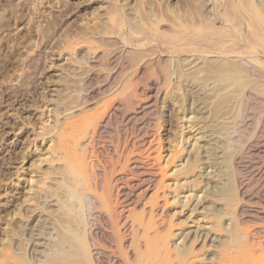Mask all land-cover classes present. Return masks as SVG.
I'll use <instances>...</instances> for the list:
<instances>
[{
  "label": "rangeland",
  "instance_id": "rangeland-1",
  "mask_svg": "<svg viewBox=\"0 0 264 264\" xmlns=\"http://www.w3.org/2000/svg\"><path fill=\"white\" fill-rule=\"evenodd\" d=\"M157 2H160V0H126L128 5L125 3V0H122V2L121 0H89V2L84 0H0V228L5 226L3 221L5 220L6 211L13 209V205L20 201L18 198L22 196L33 197L22 204L16 216L13 215L10 218L8 217L9 219L6 218L9 226L4 232L8 234V237L5 238L2 234L0 235V249L8 250V252L11 250L10 252L12 253H10L7 258L8 262L2 264H11L10 262L14 264L16 260L22 261L21 264H77L76 260L79 258L82 259V255H77L78 253L75 251L73 252L75 247L73 246V238L71 237L72 232L70 234L69 229L67 232V229H64L62 226L60 227L58 222L57 217L64 216V213H66L64 210H67V204H70V201L65 199L66 195L64 197V194H66L65 192L69 186V182L72 180L68 178L70 174H68L66 169L67 159H65L66 156L63 150L60 148L55 149L60 141L59 132L57 134L53 131V133H49L51 132V130L49 131V127L50 125L53 127L56 124L60 126L69 116L73 117L74 114H78L79 111L68 114L70 110H67V108L76 103H80L82 101V95H85V93L91 90L90 85H86L85 82V72L89 69V63L86 61L88 45L85 44V41H81V38L85 39V25H93V22L90 20L96 19L95 17L93 19H89L88 17V19L85 18L88 16V13L85 12L94 7L101 6L97 11H99V13H104L106 11V6L110 4L113 5L114 3L118 8L123 7L120 9V13L126 22L124 35H127L129 40H133V38L136 39L137 36L139 38L143 35L130 31L129 26L133 25L132 27H138L139 23V26L141 25L143 17L148 18L151 17V15L153 17L157 9ZM254 2L259 5L264 15V0H254ZM206 3L209 10L214 9L212 15L216 17L214 21L215 25L217 27L225 26L226 23L224 20L219 18V16L225 12V1L207 0ZM87 7L90 8L87 9ZM136 10L138 11L135 12ZM152 10L155 11L153 12ZM123 12L125 15L122 14ZM147 12L148 14H146ZM137 13H139L141 17ZM104 16L105 15H102V22L106 21ZM96 22L100 25L102 24L101 21H95V23ZM235 22L240 26V32H236L237 34L234 32V35L229 37L230 42L228 41L225 44V46L228 45V48L225 46H221L222 48L220 46L211 48L214 51L223 50L224 47L225 49L231 50L230 48L237 44L238 48L233 47L231 55L227 56H223L219 53H214V55L213 53L205 52L206 49H210V46H207V48L204 46L201 50L191 53L184 50V48L187 47L185 44L180 45L177 51L172 53L166 48L170 46L169 40L167 39L166 41V36L168 34L166 33L167 35H164L165 33L163 34V32L166 31L162 32L159 30L166 38H160L161 34H157V41H152V44H156L157 42L158 48L160 47L159 50H161V47L164 50L167 66L171 74L164 82H157L158 84L155 81L154 75L145 77V79L135 80L134 83H131L130 89H128V91L136 90L135 98L139 103L138 105H144L150 101L146 108L140 110V108L137 107L138 105H136L134 109L130 110L133 115L132 119L128 121L126 118L122 117L120 113L115 115L111 114L108 122L109 124H104L105 126L98 128L94 138V141L97 139V142L95 141L94 143L93 141V143L91 142L92 144L86 142L85 137H83L79 131L70 130L67 132L65 137L67 138V145L71 147L75 146L76 148L83 147V149L86 145L88 146L87 152L88 156L90 155L89 159H87L90 164L88 168L90 166L95 173V178L93 180L95 184L94 182L93 184H97V189L99 188L98 186H100L98 184H100L103 169L111 173L113 166H116L117 173H125L127 175L124 180L118 183L113 182V198L115 200L113 206L115 212L112 220L106 219L107 215L99 217L95 212V210H102L101 208L99 209V207L91 210L94 212L92 216L90 215L91 217L89 215L87 216V211H89L88 208L85 210V219L88 220V227L91 229L90 240L92 239L91 241L94 243L91 247L92 251H90L91 258L95 262L94 264H155L157 258L147 250L145 245L148 244L149 240H161L162 236H156V232L162 230V233L165 234L167 229L164 230L163 228H168V224L171 220L174 227L172 230L170 229L173 234L169 237V241L172 247H174L175 244L180 246L183 244L180 243L182 242V237H179L180 231H188V238L190 236L192 238L196 232L204 231L206 229L205 227L209 225L200 213L190 211L195 203L197 205H195V207H198L199 211L202 209V212H204V210L209 213L212 212L210 213L211 215L208 213L209 216L207 217V220L211 222L213 221L212 215L216 216L217 213L218 215L220 213H225L230 207L229 205L226 207V199L229 201L231 198L241 196V190L235 178V170L237 171L240 169V180L249 185L251 191L257 192L256 195L264 196V151L261 149V141L264 139V35L259 37L253 32L249 33L250 29L244 17L236 16ZM199 34L195 35L197 40H202L201 37H211L204 32ZM188 35L187 38L194 36L192 34ZM218 35L224 37L221 33L217 34V36ZM130 36L133 38L131 39ZM217 36L214 35V37L220 38ZM234 36H236L235 38L237 40ZM158 38L160 39L158 40ZM230 38H233V43H236L232 44ZM99 39H101V46L98 50L101 48L100 51L103 53L101 65L104 66V64H106L105 62L108 60V55L111 51L116 49L118 56L117 62L108 60L107 64L104 66L106 69L102 66L103 71L106 73L108 70L112 69L111 71L115 70V74H121L123 78L126 76V78H128L130 74L129 70L133 72L132 66L130 67L132 64H130L129 60L130 57L133 58L134 52H138L137 44L132 41L130 44L135 45L131 46L127 44L126 46H122L120 43H116L114 41L116 38L110 35H99ZM173 39L176 40V38ZM186 39L179 42L185 43L183 41H186ZM105 41H107L105 43L107 44L106 46L102 44ZM202 41L201 43L203 45L205 40ZM93 42L96 43V40ZM159 42L163 43V46ZM108 43H110V45ZM102 45L106 54L109 51L107 55H104ZM113 45L115 46L114 48ZM104 46L106 48H104ZM235 49L247 50V52L256 50V56L262 61V64H256L254 61L248 60L246 56H244L245 58L243 57V59L240 58L242 59L240 60L236 56L238 54L234 53V51H236ZM59 51L61 52L59 53ZM125 56L128 59H126ZM130 61L132 62V59ZM233 64H238V66L240 64V69L231 71ZM212 65L215 68H213ZM209 66H211V68ZM217 68L219 70L218 72ZM212 69H214L217 74L212 73L214 72ZM123 71L124 73H122ZM126 71L128 75H125ZM73 72H75V74ZM231 75L234 76L232 77ZM248 75L250 77L246 79ZM252 76L255 79L252 78ZM242 79L244 80L242 81ZM248 80L251 82L250 84ZM102 81L104 83L101 82V84L106 92L101 93L94 87L92 93L97 96V104L94 105V107L90 106V108L101 110L120 94L118 89L122 84L121 80L103 79ZM116 82H118L120 86L116 84ZM252 82L253 84L255 83V85H253ZM245 86L247 88L244 89ZM238 89H240V91H238ZM241 90L243 95H241ZM150 95L155 98L153 97L151 99ZM105 97L106 99H104ZM76 98L78 99L75 100ZM73 99L75 101H73ZM78 100L80 101L78 102ZM66 101L69 104L65 103ZM249 103L251 106H249ZM65 104L71 105L66 106ZM259 111L261 112L260 114ZM64 114L66 116H64ZM54 121L56 122L55 124ZM41 122H44L45 127L47 125V129L43 127V123ZM47 133H49V136H45ZM195 136L200 137L197 142H194ZM114 143L118 145V147L115 146ZM93 145H95V148ZM89 146L92 148L90 149ZM119 150L123 152L119 154ZM231 151H233L232 154ZM254 151L257 153L256 156ZM104 152H107L106 155ZM158 152H160L161 156L159 161L160 163L163 162V164L172 153L174 155L177 154L173 156L174 160H168V166L166 165V167H164L167 172L165 185H169L173 182V178H175L174 170L176 168L192 165V172L186 175L189 181L184 183L182 194H178L181 198L180 200H186L187 203L183 206L181 211V208H179L181 204L172 201L171 198L174 193H176L174 189L171 188L167 190V188H164L163 192L165 193L163 195L161 194L158 199L162 201L168 199L169 201L163 205V209L161 207L157 208V210L152 213L148 212L153 192L150 191L147 194L144 193V195L142 194V189H152L154 186L150 179L143 178L145 173H147V171H144V168L147 166L153 168L157 165L153 160L148 159L147 155L151 154L153 156ZM237 152H243L245 155L244 161L239 165L234 164V156ZM21 156L22 159L24 158L23 160ZM127 156L138 157L141 164L138 165L139 167H136L137 169L126 170L122 167L125 162V157ZM228 157H230L229 160ZM193 158L196 159L193 160ZM225 159L227 161H225ZM91 161L95 162L96 165L92 164L93 162ZM190 177L192 178L190 179ZM137 180L140 181L138 184ZM41 181L43 182L42 186L40 183ZM65 181L68 182V184L65 183ZM182 181H184V179ZM58 185L61 187L59 188ZM63 190L65 192H63ZM115 190L116 192H114ZM90 191H94V189L87 191L92 199L93 192ZM130 191H133L132 193L134 194L138 193L137 197L135 198L132 197L131 194H128ZM219 193L220 195H218ZM24 194H26V196ZM183 196L188 197L183 198ZM198 198L199 200H197ZM35 200H37V202ZM7 201L8 203L6 205ZM62 204L66 207L62 206ZM36 207L39 210H36ZM202 207H205V209ZM103 211L105 210L103 209L102 212ZM51 212L54 213L52 214ZM190 213L191 215L185 219ZM124 214L126 215L125 217H123ZM200 216L201 218L199 221L198 219ZM152 222L153 224H151ZM178 222L181 223L178 225ZM227 223H229V220H227ZM216 224H220V221L219 223L216 222ZM196 226L198 227L195 228ZM215 233L217 234L215 235L209 232L203 245L208 244V241L212 242L209 243L211 245H213V243L214 245L224 243V233ZM208 237L213 238L210 239L212 241H210ZM173 242L176 243L174 244ZM201 244L202 242L198 240L194 243L193 248L196 246L200 248ZM197 247L195 249H197ZM203 249H199L198 252L204 253L206 251L207 255L205 256L210 255V253V256L214 255V250H216L213 246L206 247L205 250ZM151 257H153V259ZM150 261L153 263H150ZM88 262L89 261L85 258L82 264H91Z\"/></svg>",
  "mask_w": 264,
  "mask_h": 264
},
{
  "label": "bare ground",
  "instance_id": "bare-ground-1",
  "mask_svg": "<svg viewBox=\"0 0 264 264\" xmlns=\"http://www.w3.org/2000/svg\"><path fill=\"white\" fill-rule=\"evenodd\" d=\"M86 2H89V0H84ZM108 1V0H107ZM111 1V0H110ZM141 1V0H140ZM154 1V0H153ZM207 0H160V2H157L156 4V12L154 13V16L152 17H146V18H142L143 21L141 22V25L138 27H132L129 26V30L136 33V34H142V37L137 36L136 39H134L132 36H130V38L133 40H129L127 38V35H124V29L126 27V22L123 18V16L121 15V8H118V6L113 5H107L106 6V11L104 13H99V11H97L99 8H101V6L98 7H94L88 11H86L85 13H88V16H86L85 18H89V19H93L95 17L96 20H90L93 22V25H85V39L81 38V41H85V44L88 45L87 48V53H86V61L89 63V69L86 70L85 72V82L86 85H90L91 88V92H87L85 93V95H82L81 99L82 101L80 103H72L74 105L70 106L68 105L69 103L66 101L65 103H68L67 105L70 106L67 108V110H70V112L68 114H73L76 113L77 111H79V113L74 114V116H69L68 119L64 121V123H61L60 126L54 125L53 127H49V131L51 130V132L49 133H53L56 132V134L59 132V136H60V141L58 143V145L56 146L55 149H62L64 154H65V159H67V165H66V169L68 174H70L68 178H70L71 182H69V186L66 190V192L63 190V192H65L66 194H64V197L66 195V200L68 199L70 204H67V210L66 213H64L65 215L62 217H57L58 218V222L60 224V227L62 226L64 229H67L66 231L68 232V229L70 230V234L72 232V238H73V246L75 247L73 250V252L75 251L76 253H78L77 255H82V259L79 258L76 260L77 264H82V261L88 260V263L94 264L95 262L92 260V256L90 254V251H92L91 247L94 245V243L90 240V227H88V220L85 219V210L88 208L89 211L87 216L94 214V212H92L91 210L98 208H101L102 210L104 209L105 211L102 212L101 211H96L97 215L99 217H102V215H107L106 219H111L114 216V212H115V208H114V195H113V182L114 183H118L119 181L124 180L127 175L125 173H117V169L116 166H113V169L111 171V173H108V171L106 172V170L103 169L102 171V175L100 178V186H98L99 188L97 189V184H95V182L93 181L95 178V173L93 172V170L91 169V167L88 165H90L87 161V159H89L90 155L88 156V146L86 145V147L83 149L82 148H76L71 147L69 145H67V141L65 138L67 135L68 131H79L83 137H85V141L86 142H92L94 141L95 138V133L97 132L98 128L105 126L104 124H109V119H110V115L111 114H117L120 113L122 117L126 118L127 121L132 119V115L130 110L134 109L136 105H138V101L135 98L136 95V90L133 91H128V89H130L131 83L135 82V80H141V79H145V77H150V75H154L155 77V81L157 82H164L169 75L171 74L168 66H167V59L165 57L164 54V50L161 47V50H159L157 42L156 44H152V41H157V34H161L159 32L160 31H166L163 32L164 35H167L166 37L161 34L160 38H166L169 40L170 46L166 47L170 50V52H176L178 47H180V45L185 44L187 45V47H185L184 45V50H187L189 52H196L201 50V48H203L204 46H210L209 50H205V52L207 53H219L223 56H227V55H231V50L233 49V47H237V44L232 48L229 49H225V47L228 48V45L225 46V44L229 41V37L234 35V32L238 33L240 32V26L235 22L236 21V16L238 17H244L247 21V25L250 29V32H253L255 35L262 37L264 35V15L262 14L261 8L259 7L258 4H256L254 2V0H224L225 1V12L221 14V16H219V18L223 19L224 22L226 23L225 26H216L215 25V19L216 17L214 15H212V11H214V9H210L206 6ZM220 1V0H219ZM105 2V1H104ZM122 2V0H121ZM124 2V1H123ZM149 2V1H148ZM85 3V2H84ZM81 3V4H84ZM96 3V2H95ZM113 3V2H112ZM126 3V0H125ZM258 3V2H257ZM99 4V2H98ZM97 4V5H98ZM127 4V3H126ZM125 5V4H124ZM128 5V4H127ZM155 5V4H153ZM152 5V7H153ZM261 5V4H260ZM88 6V5H87ZM224 6V7H225ZM93 7V5H92ZM151 7V8H152ZM90 7H87V9ZM139 8V7H138ZM137 8V9H138ZM155 8V7H154ZM211 8V7H210ZM86 9V10H87ZM103 9V8H102ZM104 9V10H105ZM136 9V8H135ZM149 9V8H147ZM146 9V10H147ZM223 9V6H222ZM263 9V8H262ZM145 10V9H144ZM264 10V9H263ZM90 11V12H89ZM138 10H136L135 12H137ZM148 11V10H147ZM153 12L155 10H152ZM219 11V9H218ZM141 13V12H140ZM144 13V12H143ZM124 14V12L122 13ZM139 14V13H137ZM145 14V13H144ZM148 14V12L146 13ZM102 15H105L104 18H106V21L102 22L103 18ZM125 15V14H124ZM143 15V14H142ZM140 16V14H139ZM149 16V15H148ZM131 17V16H130ZM141 17V16H140ZM87 18V19H88ZM127 18V17H126ZM141 19V18H140ZM95 21H101L102 24H98L97 22L95 23ZM244 21V20H243ZM88 22V21H86ZM139 22V21H138ZM242 22V20H241ZM131 23V22H129ZM91 24V23H90ZM222 24V23H221ZM130 25V24H128ZM246 25V26H247ZM49 26V25H48ZM135 26V25H134ZM247 28V27H246ZM60 29V28H59ZM128 30V32H129ZM84 31V30H83ZM246 31V30H245ZM202 32H204L205 34H209L211 37H201L202 40H205L204 44L206 45H202L201 42H203L202 40H197L195 35H198L199 33L201 34ZM247 32V31H246ZM167 33V34H166ZM221 33L224 37H220V35L217 36V34ZM236 33V34H237ZM146 34V35H145ZM188 34H192L194 36H190L187 38V36H189ZM199 34V35H200ZM248 34V33H246ZM99 35H110L113 38H116L114 41L116 43H120L122 46H126L127 44H130L133 42H135L137 44L138 47V52H134L133 49L132 51L134 52V55L132 56L133 58L130 57V60L132 59V62L129 60L130 67L132 66L133 68V72L132 70H129V74L125 73V75H128V78H123V75L121 74H115V70L111 71L108 70L106 73L103 71V68L101 65V61L103 60V53L100 51V49L98 50V48L101 46V39H99ZM149 35V36H148ZM214 35H216L217 37L220 38H216L214 37ZM239 35V34H238ZM237 35V37H238ZM244 35V34H243ZM97 36V37H96ZM164 36V37H163ZM247 36V35H246ZM251 36V34H250ZM54 37V36H53ZM76 37V36H74ZM73 37V38H74ZM108 37V36H107ZM228 37V39H227ZM236 36H234L235 38ZM158 38V40L160 39ZM173 38H176V40H174ZM187 38V39H186ZM239 38V37H238ZM246 38V37H245ZM69 39V38H68ZM72 39V37H71ZM186 39V41H183L185 43H181L179 41H182ZM233 38H230V40L233 43ZM236 39V38H235ZM244 39V38H243ZM252 39V38H251ZM66 40V39H65ZM73 40V39H72ZM94 40H96V43L93 42ZM237 40V39H236ZM240 40V39H238ZM70 41V40H69ZM103 41V39H102ZM164 41V40H162ZM235 41V40H234ZM241 41V40H240ZM245 41V40H244ZM107 41L103 42L102 44H105ZM110 42V41H109ZM161 42V40H160ZM159 42V43H160ZM178 42V43H177ZM230 42V41H229ZM248 42V41H247ZM263 42V41H262ZM115 43V44H116ZM243 43V42H242ZM110 45V43H108ZM114 44V42H113ZM163 46V43H160ZM159 44V46H160ZM179 44V45H178ZM231 44V45H232ZM250 44V43H249ZM253 44V43H252ZM264 44V43H263ZM107 44H105L106 46ZM108 45V46H109ZM131 46L135 45V44H130ZM168 45V44H167ZM251 45V44H250ZM65 46V45H64ZM63 46V47H64ZM104 46V48H106ZM216 46H225L223 50H213L211 48H215ZM239 46V45H238ZM255 46V45H254ZM110 47V46H109ZM112 47V46H111ZM115 46L113 45V48ZM245 47V46H244ZM65 48V47H64ZM70 48V47H69ZM75 48V47H74ZM122 48V47H121ZM127 48V47H125ZM129 48V47H128ZM222 48V47H221ZM238 48V47H237ZM67 49V48H65ZM102 49H103V45H102ZM165 49V47H164ZM167 49V50H168ZM183 49V48H182ZM241 49V48H240ZM245 49V48H243ZM247 49V47H246ZM250 49V48H249ZM59 50V49H58ZM105 49H103L104 51ZM111 50V49H110ZM120 50V49H119ZM118 50V51H119ZM124 50V49H123ZM121 50V51H123ZM166 50V49H165ZM234 51V53H237L238 55L237 58H242L244 56H246V58H248V60H252L254 61L256 64H260L262 61L259 60V58L256 56V50H251L249 52H247V50H237ZM108 51V49H107ZM106 51V52H107ZM130 51V50H129ZM182 51V50H181ZM186 51V52H187ZM245 51V52H244ZM61 51H59L60 53ZM109 53V51L107 52V54ZM126 53V52H125ZM167 53V52H165ZM233 53V52H232ZM233 53V54H234ZM246 53V54H245ZM58 54V53H57ZM104 51V55H107ZM129 54V52H128ZM131 54V52H130ZM178 54V53H177ZM206 54V53H205ZM61 55V54H60ZM126 55V54H125ZM167 55V54H166ZM169 55V53H168ZM172 55V54H171ZM202 55V54H201ZM215 55V54H214ZM59 56V54H58ZM121 56V55H120ZM127 56V55H126ZM125 56L126 59H128ZM175 56V55H174ZM221 56V57H223ZM235 56V55H234ZM79 57V55H78ZM107 57V56H106ZM117 51L116 49L111 51L110 54L108 55V60H110L111 62H117ZM169 57V56H168ZM83 58V57H82ZM124 58V59H125ZM172 58V57H170ZM224 58V57H223ZM231 58V57H230ZM236 58V59H237ZM245 58V57H244ZM81 59V58H80ZM240 59V60H242ZM82 60V59H81ZM107 60V61H108ZM191 60V59H190ZM224 60V59H223ZM230 60V59H229ZM107 61L105 62L107 64ZM120 61V60H119ZM126 61V60H125ZM170 61V60H169ZM172 61V60H171ZM226 61V60H225ZM228 61V60H227ZM235 61V59H234ZM239 61V60H238ZM240 62V61H239ZM243 62V61H242ZM249 62V61H248ZM65 63V62H64ZM122 63V62H121ZM221 63V62H220ZM225 63V62H224ZM228 63V62H227ZM232 63V62H229ZM236 63V62H235ZM241 63V62H240ZM246 63V62H245ZM73 64V63H72ZM104 64V66L106 65ZM169 64V63H168ZM249 64V63H248ZM247 64V65H248ZM253 64V63H251ZM262 64V63H261ZM65 65V64H64ZM74 65V64H73ZM114 65V64H113ZM128 65V64H127ZM226 65V64H225ZM229 65V64H228ZM232 65V64H231ZM68 66V65H67ZM66 66V67H67ZM103 66V67H104ZM170 66V65H169ZM192 66V65H191ZM208 66V65H207ZM227 66V65H226ZM239 66H241L239 64ZM238 66V64H233V68H231V71H236L238 69H240V67ZM65 67V68H66ZM87 67V66H85ZM114 67V66H113ZM199 67V66H198ZM211 68V66H209ZM213 67V65H212ZM258 67V66H257ZM171 68V67H170ZM196 68V67H195ZM207 68V67H206ZM215 68V67H213ZM243 68V67H242ZM260 68V66H259ZM63 69V68H62ZM74 69V68H73ZM104 69H106L104 67ZM108 69V68H107ZM122 69V68H121ZM120 69V70H121ZM172 69V68H171ZM200 69V68H199ZM220 69V68H219ZM244 69V68H243ZM61 70V69H60ZM205 70V69H204ZM210 70V69H209ZM214 70V69H212ZM245 70V69H244ZM243 70V71H244ZM132 73H131V72ZM218 68H217V72H218ZM223 71V70H221ZM225 71V70H224ZM242 71V70H241ZM260 71V69H259ZM119 72V71H118ZM191 72V71H190ZM226 72V71H225ZM247 72V71H246ZM75 74V72H73ZM124 73V71L122 72ZM174 73V72H172ZM215 73V70L214 72ZM232 73V72H231ZM240 73V72H239ZM249 73V72H247ZM78 74V73H77ZM217 74V73H215ZM244 74V73H243ZM242 74V75H243ZM250 74V73H249ZM66 75V74H65ZM124 75V76H125ZM202 75V74H201ZM213 75V74H212ZM247 75V74H246ZM255 75V74H254ZM209 77H212L210 75H208ZM221 76V75H220ZM232 76V75H231ZM230 76V77H231ZM234 76V75H233ZM232 76V77H233ZM80 77V76H79ZM215 77V76H214ZM229 77V76H228ZM240 77V76H239ZM246 77V76H245ZM250 76L248 75L247 78H249ZM78 78V77H77ZM227 78V77H226ZM252 78H254L252 76ZM82 79V78H81ZM103 79H111V80H121L122 84L121 86L118 84V82H116V84H118L120 86V88L118 89V92H120V94H118V96L116 98H114V100L111 103H108L107 105H105L101 110H97L94 108H90V106H93L97 104V100L96 97L93 93L92 90L93 88H97V90L101 93H105L106 90H104L103 85L101 84V82H103ZM183 79V78H182ZM236 79V78H234ZM255 79V78H254ZM69 80V79H68ZM153 80V79H152ZM171 80V79H170ZM244 79H242L243 81ZM70 81V80H69ZM76 81V80H75ZM215 81V80H214ZM249 81V80H248ZM260 81V80H258ZM80 82V81H79ZM81 83V82H80ZM104 83V82H103ZM121 83V82H119ZM241 83V82H240ZM239 83V84H240ZM245 83V82H243ZM251 82L249 81V84ZM264 83V82H263ZM147 84V83H146ZM152 84V83H151ZM158 84V83H157ZM238 84V85H239ZM248 84V83H247ZM253 84V82H252ZM112 85V84H111ZM255 85V83L253 84ZM252 85V86H253ZM264 85V84H263ZM173 86V85H172ZM184 86V85H183ZM248 86V85H247ZM262 86V85H261ZM187 87V86H186ZM241 87V86H240ZM264 87V86H263ZM111 88V87H110ZM117 88V87H115ZM208 88V87H207ZM247 88L246 86L244 87V89ZM257 88V87H256ZM107 89V88H106ZM141 89V88H140ZM241 89V88H240ZM240 89H238V91H240ZM255 89V87H254ZM63 90V89H62ZM82 90V89H81ZM144 90V89H143ZM250 90V89H249ZM248 90V91H249ZM253 90V88H252ZM256 90V89H255ZM262 90V89H261ZM108 91V89H107ZM110 91V90H109ZM113 91V90H112ZM245 91V90H243ZM250 92V91H249ZM78 93V92H77ZM229 93V92H228ZM242 93V90H241ZM262 93V92H260ZM151 94V93H150ZM76 95V94H75ZM81 95V94H80ZM108 95V94H107ZM223 95V94H221ZM240 95V94H238ZM243 95V93L241 94ZM77 96V95H76ZM102 96V95H101ZM104 96V95H103ZM106 96V95H105ZM182 96V95H181ZM258 96V95H257ZM151 99L154 97L152 95H150ZM157 97V96H156ZM253 97V96H252ZM75 98V97H74ZM99 98V96H98ZM155 98V97H154ZM243 98V97H242ZM259 98V96H258ZM262 98V97H261ZM72 99V98H71ZM78 98H76L75 100H77ZM106 99V97L104 98ZM237 99V98H236ZM246 99V97H245ZM73 99V101H75ZM101 100V99H99ZM248 100V99H247ZM264 100V99H263ZM51 101V100H49ZM64 101V100H63ZM72 101V100H71ZM80 100H78L79 102ZM229 101V100H228ZM62 102V101H61ZM77 102V101H76ZM100 102V101H99ZM150 101H148L146 104L144 105H138L137 107L140 108V110H143L144 108H146L147 104ZM152 102V101H151ZM240 102V101H239ZM242 102V101H241ZM191 103V102H190ZM250 104V103H249ZM66 105V104H65ZM66 105V106H67ZM241 105V104H240ZM150 106V105H149ZM210 106V105H209ZM251 106V104L249 105ZM263 106V104H262ZM136 107V108H137ZM258 107V106H257ZM58 108V107H57ZM241 108V106H240ZM66 109V108H65ZM64 109V110H65ZM259 109V108H258ZM212 110V109H211ZM237 110V109H236ZM60 111V110H59ZM233 111V110H232ZM54 112V111H53ZM263 112H264V108H263ZM137 113V111H136ZM241 113V112H240ZM258 113V112H257ZM261 112L259 111V114ZM67 114V113H66ZM119 114V115H120ZM206 114V113H205ZM232 114V113H231ZM254 114V113H253ZM264 114V113H263ZM142 115V114H141ZM241 115V114H239ZM62 116V115H61ZM64 116H66L64 114ZM233 116V115H232ZM245 116V115H244ZM243 116V117H244ZM255 116V115H254ZM192 117V116H191ZM240 117V116H239ZM242 117V118H243ZM193 118V117H192ZM217 118V117H216ZM252 118V117H251ZM260 118V117H259ZM134 119V118H133ZM223 119V118H222ZM230 119V118H229ZM258 119V118H257ZM256 119V120H257ZM221 120V119H220ZM234 120V119H233ZM264 120V119H263ZM190 121V120H188ZM227 121V120H226ZM237 121V120H236ZM241 121V118H240ZM62 122V120H61ZM137 122V121H136ZM221 122V121H220ZM235 122V120H234ZM43 123V127L47 129V125L46 127L44 126V122ZM56 122L54 121V124ZM58 123V122H57ZM119 123V121H118ZM230 123V121H229ZM63 124V125H62ZM235 124V123H233ZM239 124V123H238ZM249 124V123H248ZM259 124V123H258ZM229 125V124H228ZM117 126V125H116ZM121 126V125H120ZM209 126V125H208ZM226 126V125H225ZM235 126V125H234ZM258 126V125H257ZM42 127V126H41ZM108 127V126H107ZM193 127V126H192ZM231 127V126H229ZM242 127V126H241ZM262 127V126H261ZM216 128V127H215ZM232 128V127H231ZM160 129V128H159ZM190 129V128H189ZM214 130V129H213ZM228 130V129H227ZM234 130V129H233ZM47 131V130H46ZM53 131V132H52ZM113 131V130H112ZM231 131V130H229ZM228 131V132H229ZM45 132V131H44ZM107 132V131H106ZM128 132V131H127ZM224 132V131H223ZM232 132V131H231ZM49 133H47L45 136H49ZM74 133V132H73ZM227 133V132H226ZM230 133V132H229ZM248 133V132H247ZM252 133V132H251ZM132 134V133H131ZM215 134V133H214ZM52 135V134H51ZM199 135V134H197ZM196 135V136H197ZM258 135V134H257ZM27 136V135H26ZM76 136V135H75ZM128 136V135H127ZM195 136V137H196ZM200 136V135H199ZM233 136V135H232ZM231 136V139H232ZM240 136V135H239ZM249 136V135H248ZM100 137V136H99ZM253 137V136H252ZM257 137V136H256ZM37 138V136H36ZM74 138V137H72ZM77 138V137H76ZM118 138V137H117ZM129 138V137H128ZM200 137H196L194 142H197L199 140ZM234 138V137H233ZM239 138V137H237ZM31 139V138H30ZM43 139V138H42ZM219 139V138H218ZM227 139V138H226ZM72 140V139H71ZM97 140V139H96ZM95 140V141H96ZM125 140V139H124ZM133 140V139H132ZM245 140V139H244ZM25 141V139H24ZM70 141V140H69ZM77 141V140H76ZM80 141V140H79ZM82 141V139H81ZM94 141V143H95ZM119 141V140H118ZM28 142V141H26ZM48 142V141H47ZM52 142V141H51ZM55 142V141H54ZM73 142V141H72ZM84 142V141H83ZM97 142V141H96ZM224 142V141H223ZM237 142V141H236ZM240 142V141H239ZM254 142V141H253ZM252 142V143H253ZM71 143V142H70ZM81 143V142H80ZM91 143V144H92ZM100 143V142H99ZM232 143V142H231ZM234 143V142H233ZM248 143V142H247ZM29 144V143H28ZM69 144V143H68ZM101 144V143H100ZM99 144V145H100ZM105 144V141H104ZM115 144V143H114ZM125 144V143H124ZM129 144V143H128ZM24 145V144H23ZM107 145V144H106ZM197 145V143H196ZM227 145V144H226ZM237 145V144H236ZM25 146V145H24ZM83 146V145H82ZM85 146V145H84ZM95 148V145H93ZM105 146V145H104ZM115 146L118 147V145L115 144ZM194 146V145H193ZM200 146V145H199ZM250 146V145H249ZM261 146L264 151V139L261 141ZM37 147V146H36ZM113 147V146H112ZM123 147V146H122ZM178 147V146H177ZM205 147V146H203ZM225 147V146H224ZM232 147V146H231ZM51 148V147H50ZM89 148L91 149L92 147L89 146ZM98 148V147H97ZM129 148V147H128ZM131 148V147H130ZM234 148V147H233ZM240 148V147H239ZM27 149V147H26ZM54 150V149H53ZM115 150V148H114ZM123 150V149H122ZM159 150V149H158ZM225 150V149H222ZM232 150V148H231ZM237 150V149H236ZM24 151V150H23ZM95 151V150H94ZM100 151V150H99ZM110 151V150H109ZM116 151V150H115ZM114 151V152H115ZM126 151V150H125ZM168 151V150H167ZM197 151V150H196ZM239 151V150H237ZM243 151V150H242ZM257 151V150H256ZM61 152V151H60ZM123 152V151H122ZM119 150V154L122 153ZM198 152V151H197ZM255 152V151H254ZM55 153V152H54ZM105 153V152H104ZM107 153V152H106ZM105 153V155H106ZM163 153V152H162ZM172 153V152H171ZM170 153V154H171ZM199 153V152H198ZM197 153V154H198ZM230 153V151H229ZM233 153V151H231V154ZM58 154V153H57ZM92 154V152H91ZM101 154V153H100ZM109 154V153H108ZM118 154V155H119ZM169 154V155H170ZM246 154V153H245ZM259 154V153H258ZM60 155V153H59ZM62 155V153H61ZM110 155V154H109ZM116 155V154H115ZM155 155V154H154ZM152 156L151 154L147 155V158L150 160H153L154 163H156L155 167L151 168L150 166H147L146 168H144V171H147V173H145V175L143 176V178H147L150 179L153 183L152 189L151 188H143L142 189V194L144 193H149L150 191L153 192V195L151 197V202H150V206L148 207V212L152 213L155 210H157V208H161L163 209V205H165L169 200L165 199V201L159 200V196L162 194H164L165 192H163L164 188L171 189L173 188L174 191L176 193H174V195L171 197L172 201H175L179 204H181L179 206L180 211L182 210L183 206H185L186 200H180V196H178V194H180L183 191V186L184 183L188 180V177L186 176L188 173L192 172V165H185L184 167H180V168H176L174 170V175L175 178H173V182L169 185H165L164 183L166 182L165 178H166V171L164 169V167H166L168 160H172L173 156H176L177 154H171L170 156H168L169 158L165 160V163L163 164L160 163L159 159L161 158L160 156V152L156 153L155 156ZM205 155V153H204ZM219 155V154H218ZM248 155V154H246ZM257 155V153L255 152V156ZM24 156V155H23ZM93 156V155H92ZM91 156V157H92ZM112 156V155H111ZM152 156V157H151ZM220 156V155H219ZM228 156V155H227ZM54 157V156H53ZM57 157V156H56ZM196 157V156H195ZM226 157V156H225ZM233 157V155H232ZM113 158V157H112ZM197 158V157H196ZM196 158H193V160H195ZM227 158V157H226ZM230 157H228L229 160ZM251 158V157H250ZM22 159V156H21ZM24 159V158H23ZM22 159V160H23ZM44 159V158H43ZM92 159V158H91ZM224 159V158H223ZM245 159V155L243 152H237L236 155L234 156V164L239 165L240 163H242ZM117 160V158H116ZM119 160V159H118ZM124 160V159H123ZM174 160V159H173ZM192 160V161H193ZM204 160V159H203ZM34 161V160H33ZM38 161V160H37ZM90 161V160H89ZM97 161V160H96ZM101 161V160H100ZM109 161V159H108ZM162 161V160H161ZM225 161H227L225 159ZM224 161V162H225ZM232 161V160H231ZM32 162V161H31ZM93 162V161H91ZM106 162V161H105ZM110 162V161H109ZM118 162V161H117ZM195 162V161H194ZM229 162V161H228ZM227 162V163H228ZM256 162V160H255ZM99 163V162H98ZM115 163V161H114ZM231 163V162H230ZM33 164V163H32ZM92 164H95V162H93ZM100 164V163H99ZM111 164V163H110ZM141 164L140 160L138 159V157L132 156V157H125V162L122 165V167L126 170L130 169H137L136 167H139L138 165ZM229 164V163H228ZM98 165V164H97ZM104 165V164H103ZM107 165V164H106ZM51 166V165H50ZM93 166V165H92ZM168 166V165H167ZM179 166V165H178ZM200 166V165H199ZM227 166V165H226ZM230 166V164H229ZM234 167H236L235 165H233ZM232 166V167H233ZM59 167V166H58ZM111 167V166H110ZM143 167V166H142ZM253 167V166H252ZM174 168V167H173ZM227 168V167H226ZM240 168V167H237ZM91 169V170H90ZM225 169V168H224ZM251 169V168H250ZM51 170V168H50ZM95 170V169H94ZM99 170V169H98ZM101 170V169H100ZM109 170V168H108ZM111 170V168H110ZM41 171V170H40ZM62 171V170H60ZM231 171V168H230ZM246 171V170H245ZM43 172V171H42ZM65 172V171H64ZM62 172V173H64ZM66 172V173H67ZM101 172V171H100ZM239 172L240 169H238L237 171L235 170V178L239 184V188L241 190V196L236 197V198H231L229 199V201H225L226 207L227 205H229L230 207L227 209V211L225 213H220L216 216L212 215L213 217V221H209L207 220V217L209 216L210 213L212 212H207L206 210H204V212H202L203 210L201 209L200 211L198 210V207H195L196 203L194 204V206L191 208V212L195 211L196 213H200V215L203 216L204 219H206V223L209 224L208 226H206L205 230L202 232H196V234H194V236H191L188 238V231L186 232L185 230L180 231L179 237H182V242L180 246H178L177 244H175L174 247H172V244L169 241V237L172 236V228L174 227V224L171 220V222L168 224V228H163L164 230L167 229V232L165 234L162 233V230H159L158 232H156V236H162L161 240H149L148 244L145 245L147 250L150 251V253H152L157 259L155 264H264V196H259L256 195L257 192L255 191H251L249 188V185L245 184L242 180H240V176H239ZM249 172V171H248ZM255 172V171H254ZM41 173V172H40ZM59 173V172H58ZM245 173V172H244ZM99 174V173H98ZM139 174V173H138ZM212 174V173H211ZM218 174V173H216ZM66 175V174H65ZM131 175V174H130ZM225 175V174H223ZM97 176V175H96ZM186 176V177H185ZM202 176V175H201ZM222 176V175H221ZM242 176V175H241ZM264 176V175H263ZM40 177V176H39ZM134 177V176H133ZM137 177V176H136ZM193 177V176H192ZM190 177V179L192 178ZM42 178V177H41ZM40 178V180H41ZM53 178V177H51ZM263 178V177H262ZM34 179V177H33ZM45 179V178H44ZM67 179V178H66ZM133 179V178H132ZM143 179V180H144ZM167 179V178H166ZM184 179V181H182ZM29 180V179H28ZM47 180V179H46ZM61 180V179H60ZM199 180V179H198ZM223 180V179H222ZM264 180V179H263ZM128 181V180H127ZM126 181V182H127ZM136 181V180H135ZM150 181V182H151ZM94 182V184H93ZM125 182V183H126ZM129 182V181H128ZM140 181L137 180V184ZM149 182V181H148ZM260 182V181H259ZM39 183V181H38ZM41 186L43 184V182L41 181ZM65 183L68 184V182L65 181ZM196 183V182H195ZM207 183V182H206ZM228 183V182H227ZM226 183V185H227ZM51 184V183H49ZM66 184V186H67ZM123 184V183H122ZM135 185H137L136 183H134ZM150 184V183H149ZM187 184V183H186ZM214 184V183H213ZM61 185V184H60ZM202 185V184H201ZM255 185V184H254ZM261 185V184H260ZM37 186V185H36ZM35 186V187H36ZM44 186V185H43ZM56 186V185H55ZM59 186V185H58ZM189 186V185H188ZM45 187V186H44ZM61 186H59L60 188ZM187 187V186H186ZM191 187V186H190ZM204 187V186H203ZM228 187V186H227ZM39 188V187H38ZM63 188V187H62ZM141 188V187H140ZM50 189V188H49ZM55 190H58L56 188H54ZM92 190L94 189V191H90L93 192L92 195V199L91 196H89V194L87 193L88 190ZM134 189V188H133ZM206 189V188H205ZM28 190V189H27ZM30 190V189H29ZM43 191V189H42ZM45 191V189H44ZM51 191V189H50ZM119 191V190H118ZM238 191V190H237ZM58 192V191H57ZM95 192V193H94ZM116 192V190L114 191ZM133 192V191H132ZM131 191L128 194H131L132 197H137L138 193L134 194ZM161 192V193H160ZM192 192V191H191ZM27 193V192H26ZM31 193V192H29ZM37 193V192H36ZM56 193V192H55ZM167 193V192H166ZM186 193V192H185ZM47 194V193H46ZM182 194V193H181ZM192 194V193H191ZM26 196V194H24ZM33 195V194H32ZM38 195V193H37ZM43 195V194H42ZM41 195V197H42ZM58 195V194H57ZM145 195V194H144ZM151 195V194H150ZM149 195V196H150ZM220 195V193L218 194ZM59 197H61L60 195H58ZM196 196V195H195ZM198 196V195H197ZM203 196V195H202ZM167 197V196H166ZM187 198L188 196H183V198ZM194 197V195H193ZM217 197V196H216ZM30 198L33 197H20L18 198V200L20 201H16L17 203L15 205H13V209L6 211L5 213V220L3 221V224L5 225L4 227L0 228V235L2 234L3 237H8V234H6L4 231L7 229V227L9 226V224L7 223V219L6 218H10L11 216L15 215L20 211V208L22 206V204L26 201L29 200ZM37 198V197H36ZM118 198V197H117ZM146 198V197H145ZM201 198V197H200ZM218 198V197H217ZM39 199V198H38ZM64 199V198H63ZM148 199V198H147ZM203 199V198H202ZM205 199V198H204ZM57 200V199H56ZM127 200V199H126ZM134 200V199H133ZM141 200V199H140ZM195 200V199H194ZM199 200V198L197 199ZM196 200V201H197ZM37 202V200H35ZM195 201V202H196ZM223 201V200H222ZM221 201V202H222ZM66 202V203H67ZM146 202V201H144ZM143 202V204H144ZM4 203V202H3ZM8 201L6 202L7 205ZM55 203V202H54ZM130 203V202H128ZM141 203V202H140ZM193 203V202H192ZM229 203V204H228ZM126 204V203H125ZM139 204V203H138ZM191 204V203H190ZM203 204V203H202ZM224 204V203H223ZM38 205V204H36ZM43 205V204H42ZM11 206V205H10ZM62 206H64L62 204ZM197 206V205H196ZM4 207V206H3ZM7 207V206H5ZM40 207V206H39ZM46 207V206H45ZM66 207V206H64ZM145 207V206H144ZM201 207V205H200ZM208 207V206H207ZM225 207V208H226ZM11 208V207H10ZM59 208V207H58ZM178 208V210H179ZM205 209V207H202ZM35 209V208H34ZM38 208L36 207V210ZM61 209V208H60ZM24 210V208H23ZM39 210V209H38ZM43 210V209H42ZM63 210V209H62ZM130 210V208H129ZM221 210V209H220ZM35 211V210H34ZM189 211V212H190ZM207 212V213H206ZM221 212V211H220ZM37 213V212H36ZM47 213V212H46ZM52 213V212H51ZM50 213V214H51ZM54 213V212H53ZM52 213V214H53ZM169 213V212H168ZM195 213V214H196ZM209 213V214H208ZM215 213V212H214ZM25 214V213H24ZM58 214V213H57ZM128 214V212H127ZM175 214V213H174ZM187 214V213H186ZM56 215V213H55ZM191 215V213L189 215L186 216L185 219H187L189 216ZM198 215V214H197ZM211 215V214H210ZM90 216V217H91ZM119 216V215H118ZM121 216V214H120ZM126 215L124 214L123 217H125ZM135 216V215H134ZM48 217V216H47ZM174 217V216H173ZM3 218V216H2ZM8 218V219H9ZM88 218V217H87ZM141 218V217H140ZM201 216L199 217V221H200ZM50 219V218H49ZM128 219V218H127ZM184 219V217H183ZM193 219V218H192ZM196 219V218H195ZM227 220H229V223H227ZM135 221V220H134ZM148 221V220H147ZM178 221V220H177ZM182 221V220H181ZM197 221V220H196ZM220 224H216V222ZM53 222V221H52ZM137 222V221H136ZM204 222V221H203ZM54 223V222H53ZM125 223V222H124ZM139 223V222H138ZM166 223V222H165ZM181 222H178V225ZM202 223V222H201ZM153 224V222L151 223ZM56 225V224H55ZM115 225V224H114ZM129 225V224H128ZM191 225V224H190ZM21 226V225H20ZM58 227V226H57ZM180 227V226H179ZM198 226H196L195 228H197ZM10 228V227H9ZM112 228V227H111ZM133 228V227H132ZM45 229V228H44ZM50 229V228H49ZM63 229V230H64ZM171 229V230H170ZM137 230V229H136ZM158 230V229H157ZM191 230V229H190ZM194 230V229H193ZM53 231V230H52ZM65 232V231H64ZM193 232V231H192ZM210 233H214L215 235L218 233H224L223 235L225 236V240L223 241L224 243L222 244H215L213 243V245L209 244L212 242L208 241V244H204L205 239L207 238L208 234ZM66 233V232H65ZM69 234V233H68ZM69 234V236H70ZM213 236V235H211ZM1 237V238H3ZM31 237V236H30ZM59 237V235H58ZM216 237V236H215ZM57 238V237H56ZM62 238V237H61ZM153 238V237H152ZM151 238V239H152ZM188 238V239H187ZM219 238V237H218ZM208 239H213L208 237ZM215 239V238H214ZM223 239V238H222ZM199 240V242H202L200 248L197 249L193 248V245L195 242H197ZM59 241V240H58ZM57 241V242H58ZM91 241V242H90ZM190 241V242H189ZM212 241V240H210ZM179 243V242H178ZM177 246V247H176ZM213 246L216 250H214V255L210 256H205L206 251L203 252H198V250L203 249L205 250V248ZM57 247V245H56ZM96 247V246H95ZM70 249V248H69ZM105 250V249H104ZM141 250V249H139ZM207 250V249H206ZM11 250H1L0 249V264L2 263H6L8 262V257L9 254L12 253L10 252ZM138 251V250H137ZM210 251V250H209ZM72 252V251H71ZM212 252V251H211ZM14 253V252H13ZM208 253V252H207ZM94 254V253H93ZM137 254V252H136ZM35 256V255H34ZM49 256V255H48ZM60 258V257H59ZM64 258V257H63ZM153 259V257H151ZM47 259V258H46ZM61 259V258H60ZM150 259V260H152ZM71 261V260H70ZM10 262V261H9ZM50 262V261H49ZM59 262V261H58ZM152 261H150L151 263ZM11 264H13L12 262H10ZM22 261L16 260V262H14V264H21ZM149 263V262H148ZM153 263V262H152Z\"/></svg>",
  "mask_w": 264,
  "mask_h": 264
}]
</instances>
